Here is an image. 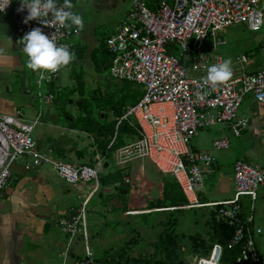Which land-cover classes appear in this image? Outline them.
Listing matches in <instances>:
<instances>
[{
	"label": "built area",
	"instance_id": "built-area-1",
	"mask_svg": "<svg viewBox=\"0 0 264 264\" xmlns=\"http://www.w3.org/2000/svg\"><path fill=\"white\" fill-rule=\"evenodd\" d=\"M20 3L13 2L4 12L10 13L18 32L26 34L41 27L51 38L55 32L57 44H66L73 52L75 31L59 26L46 27L38 20L25 24L27 9L18 12ZM132 0L131 9L121 20L116 31L106 37L105 45L111 54L109 74L117 82H131L142 86L139 101L127 106L114 119V136L108 148L116 143L118 129L127 122L136 131L132 144L117 148V165L131 160H147L163 178L174 181L182 193L183 210L209 209L215 218L234 229L226 246L214 242L205 253L186 252L180 260L184 264H264L259 254L258 237L252 216L244 217V198L254 202L264 188V163L251 164L238 159L233 164V194L229 199L207 202L200 196L205 182L214 172L213 156L206 151L194 150L191 140L200 129L215 125L228 128L229 135L239 137L248 128L249 120L237 116L242 101L251 95L264 105V67L255 72L235 73L224 84L204 89L207 95L197 98L207 69L224 61L219 53L205 52L203 43L209 41L217 50L226 43L225 34L231 27L244 25L249 31L264 28V8L259 0ZM58 6L63 0H57ZM51 15L48 19H51ZM264 56V37L260 44ZM245 56L236 58L244 64ZM58 73L46 74L40 81L36 74L37 96L49 105L53 93L45 92L44 84L55 82ZM36 120H25L20 112L13 115L0 113V202L14 179V167L22 164L24 170L49 166L54 174L68 185H92L88 196L79 206L58 219L60 231L71 242L80 236L85 255L80 264H96L88 248L86 207L100 184L99 162L95 165L68 163L55 156L52 148L40 150L32 137ZM230 136L221 135L212 141L215 151L230 147ZM128 183V180L125 179ZM226 247L237 248L230 262L224 261Z\"/></svg>",
	"mask_w": 264,
	"mask_h": 264
},
{
	"label": "crops",
	"instance_id": "crops-1",
	"mask_svg": "<svg viewBox=\"0 0 264 264\" xmlns=\"http://www.w3.org/2000/svg\"><path fill=\"white\" fill-rule=\"evenodd\" d=\"M12 2L13 4H17L21 0H12ZM23 36L24 34L18 32L15 28L14 19L11 14L0 13V49L3 50L0 51V113L13 115L16 112H20L23 117L25 113L22 114V110H31L35 116L33 115L31 118L23 117L25 120H36L37 124L43 123L47 125V128L51 129L45 136L36 138L35 143L40 150L52 148L56 157L68 163L95 165L99 162L98 170L101 177L112 175L117 171L120 172L126 188L122 196L120 195L122 182L109 186H102L100 183L98 190L89 199L87 205L97 196L95 202L98 212L100 204L103 205V199L106 197H113L122 201L123 206L130 205L129 201L133 200L138 207L148 206L150 208L152 202L161 198V192L164 187L163 185L160 188V182H164V180L157 169L153 166L158 173V177L154 173H151L152 170L148 171L149 173L147 169L145 171V167L149 166V164L146 165L149 162L147 160L141 161L135 159L121 166L116 163L114 151L107 154L101 153L97 148L94 132H91L90 128H88L90 126L85 124L86 114L83 113L82 108L89 105L85 102V99L79 97L78 92L76 93L78 97H70L73 90L78 91V88L80 89L85 84V74L89 71L88 69L87 71L84 70L90 66L84 59L86 57L85 46L79 42L80 45L78 44L73 50L75 59L59 71L55 82L44 84L42 87L45 92L53 93L55 96L54 102L58 103L56 92H63L64 70L69 69V76L73 80L72 88L63 97L58 107L54 110L49 109L54 104L53 102L47 105L49 106L47 108L35 109L32 105L34 98L30 97L35 95L32 90L38 91V86L36 85L35 72L26 67L28 58L21 51L23 45L18 43ZM9 38L12 42L9 41ZM261 42L258 46L259 50ZM225 45H227V40L223 46ZM259 52V57L256 55L248 57V55L242 54L235 58H230L232 61L231 67L234 69V72L236 74L241 71L255 72L263 68L264 56L261 54V50ZM221 56L223 57V55ZM241 56H245L247 61L244 64L236 63V58H240ZM223 59L229 58L225 59L223 57ZM90 60L91 57L89 55ZM78 76L81 79H78ZM32 81H34V86L30 87ZM115 83L124 84L121 90L126 89L125 83L117 81ZM85 89L87 88L85 87ZM141 95L142 90H139V95L135 97L141 98ZM244 100L239 107L237 116L249 120L248 128L241 136L233 137L229 135L227 127L220 125L219 132L212 139L213 141L216 137H220L223 134L228 135L230 136V147L226 150L228 151L233 143L238 149L231 160L230 173L223 172L216 180L221 193L225 194L226 197L210 200L204 198V201L214 202L231 198L233 194V164L238 159L248 161L249 157L252 158L257 152L256 149H259V145L264 147V105H259L252 97L246 101ZM119 101H116L115 105L120 104ZM131 103L130 99L127 101L126 106ZM110 106H112V103H110ZM116 116L114 109H112L107 122L114 121ZM246 133L251 139L248 142H243V136ZM135 140L136 134H133L131 130L128 132L124 131L119 136L120 146L118 147L121 148L132 144ZM240 143L241 146H239ZM201 151L210 153L214 158V172L211 176L213 177L219 168L218 159L213 152L215 150L202 149ZM135 161L139 163L140 178L135 177V179H132L131 174ZM21 165L19 164L14 167V179L0 202V264H80L85 255L83 239L77 236L70 242L68 236L60 231L57 221L59 218L67 215L71 208L77 206L78 200L82 202L92 188L86 187L87 184L83 186L68 185L60 180L52 169L46 165L38 168L33 167L28 170H24ZM147 177H150L151 181H148ZM125 179L128 180V183L125 182ZM130 185H133V188H130ZM106 191H113L114 194L112 196L104 194ZM136 191L139 193H136ZM143 196L145 199H142ZM244 201L245 199L242 201L243 216H252L254 225L261 228V226L255 223V217L249 211L243 209V207L245 208ZM255 201L250 202L252 211L254 210L253 204H255ZM99 217L102 219L100 215ZM86 221L87 229L91 227V231L97 235L96 231H100L101 229L95 230L94 224L88 221L87 215ZM262 234L263 229L259 237H262ZM87 243L90 250L89 240ZM91 248L93 256H95L97 246L94 245ZM107 251L104 250L102 253L106 254V257ZM261 257L263 258V256Z\"/></svg>",
	"mask_w": 264,
	"mask_h": 264
},
{
	"label": "rangeland",
	"instance_id": "rangeland-1",
	"mask_svg": "<svg viewBox=\"0 0 264 264\" xmlns=\"http://www.w3.org/2000/svg\"><path fill=\"white\" fill-rule=\"evenodd\" d=\"M131 1L132 0H72V4L74 5L72 11L80 14L85 21L84 30L77 35L74 39V43L76 46H78V44L80 45V43L85 46L86 57H84V59L88 65L90 64V66L84 69L85 71H87V69L89 70L87 74H85L86 85L83 84L80 89L78 88V91L73 90L70 97H78L76 95L78 92L80 98L89 100L85 101L89 106H85L82 109L84 114H86L85 110L87 111L88 109L90 111L91 126L95 123H92L94 119L102 120L104 122L108 121L110 111L113 109V107L110 106V103L115 104L116 101L121 99V95L118 91L123 88L124 84L115 83V81L109 76V69L107 67L101 70H96L95 67H93L92 61H89V55L91 54V51L97 48L106 37L116 31L120 21L124 19L126 13L131 9ZM259 3L260 6L264 8V0H259ZM263 37L264 28L259 32H252L244 25H237L227 30V45L214 50L212 49L211 43L206 41L203 43L202 50L205 52L219 53L223 55L225 59L235 58L242 54H246L248 57L255 55L259 57L260 50L258 46ZM69 74V69L64 70L65 78L62 84L64 87L63 92H56L58 103L54 102L49 109L54 110L58 107V104L61 103L63 97H65L66 93L72 88L73 80ZM78 79H81V77L78 76ZM33 86L34 81L30 83V87ZM85 87L87 89H85ZM138 89L142 90V86L137 85V87L134 88L132 91L134 97L139 95ZM32 91L35 95L30 98H34V100H32V105L35 109L49 107L41 103L40 98L37 96V90ZM250 97L251 95H247L244 101ZM23 113H25V116ZM22 114L24 118H31L34 115V112L31 110H22ZM102 115L104 116L103 118L101 117ZM220 128V125H215L200 129L198 134L191 140L190 147L194 150L203 149L211 151V141L213 136L219 132ZM50 130V128H47V125L38 123L32 132V137L36 140L39 136H45ZM250 139L251 138L247 133L243 136V142H248ZM239 146H241V143ZM258 147L259 149H256L257 152L254 156L252 158L249 157L248 161L249 163L251 162V164H261L264 162V147L261 145ZM237 151L238 149L234 143L228 151H213L218 159L219 168L217 173L205 182L204 190L200 195L203 201L204 198L210 200L226 197L225 194L221 193L218 186L219 184L216 183V180L223 172L230 173V163L234 157V153ZM148 164L149 166L145 167V171L146 169L147 172L152 170L151 173H154V175L158 177V173L153 165L149 162L146 165ZM138 167L139 163L135 161L133 163L131 174L132 179H135V177L140 178ZM147 178L148 181H151L150 177ZM163 185H165V183L163 181L160 182V188L163 187ZM86 187L91 189L93 186L87 184ZM130 188H133V185H130ZM110 192L106 191L104 194H110V196H112L114 192ZM136 193L139 192L136 191ZM258 194L259 196L257 197L255 204H253L254 210H251L250 201L246 198H244L245 208L243 207V209L249 211V213L255 217V223L263 229L262 237H259L258 240L260 246L259 252L264 258V188H261ZM96 197L86 207L88 221L94 224L95 230L101 229L100 231H96L97 235L95 232L91 231V227L88 229V240L92 254L93 251L91 247L94 245L97 246L95 250L96 257L94 256L98 260L96 261V264H103L105 259L108 261L111 257L121 255V250H123V253L125 254L121 260H125V258L137 261L150 260L157 237L161 232L166 231L170 224L173 226V237H175L177 244L180 245V247L184 246L187 253L194 251L201 252L203 251V247L209 246L212 242V218L208 208L195 210H179L177 208L150 209L148 206L138 207L133 200L129 201L130 205L126 204L127 206H123L122 201L114 199L113 197H106L103 199V205L100 204L99 212L101 213H99L98 208H96ZM142 199H145V197L143 196ZM78 204H81V200H78L77 206H79ZM129 211L133 213H124ZM98 214L102 219H100ZM194 244L203 245V247H195ZM104 250H108L107 257L106 254H102ZM179 254L184 257L186 253H183L181 249H179ZM154 258L164 259V255L161 256L156 254Z\"/></svg>",
	"mask_w": 264,
	"mask_h": 264
},
{
	"label": "trees",
	"instance_id": "trees-1",
	"mask_svg": "<svg viewBox=\"0 0 264 264\" xmlns=\"http://www.w3.org/2000/svg\"><path fill=\"white\" fill-rule=\"evenodd\" d=\"M146 2L152 4L151 2H153V0H146ZM105 39L102 41L101 44H99L97 48L93 49L90 54L93 67H95L96 70H101L104 69L105 67L109 69L111 54L108 52L106 48ZM123 83L126 84L125 86L126 89L119 91L121 95L119 106L112 104V107L115 111V114H117V116H119L127 106L136 104L140 99L134 97V95L131 94V91H133L134 88L137 87L136 84H133L131 82H123ZM130 99L132 103L126 106L127 101H129ZM85 113H86L85 124L90 126L88 128H90L91 132H94L97 148L103 154L113 152L117 148H119L118 147L120 146L119 136L124 131L128 132L131 130L133 134H136L134 127L130 126L127 122H123L118 129L115 145L112 146L111 148H108V145L114 136L115 122L114 121L104 122L102 120H98V119L95 120L93 118L94 120L92 121V123L94 122L95 123L92 124L91 126L90 111L87 109V111L85 110ZM101 117L103 118L104 116L102 115ZM99 180L102 186H109V185H113L114 183L122 182L121 190H120L121 196L124 190L126 189L125 183L123 182L119 171L106 177L100 176ZM163 180L165 185L161 192V198L152 202L150 208H157V209L177 208L179 210H183L180 209L179 207L184 205L185 199L182 193L180 192L178 185L170 179L163 178ZM209 212L212 218V227H211L212 242L209 244V246L206 247H203V245L194 244L195 247L198 246L203 247V251L201 252L194 251L195 253L205 254L214 242H218L226 246L233 235L234 229L232 227L228 226L226 223L222 221L217 220L215 218V213L213 211H209ZM179 248L180 245L177 244L175 237H173V226L172 224H170L167 227L166 231L161 232L157 237V241L153 247L154 250L152 252L153 254H151L152 257H150V260L137 261L128 258H125V260H121V258L125 256V254L123 253L124 251L121 250L120 252L121 255H118L116 257H111L108 261L107 259H105L103 264H184L179 259L180 258ZM156 254H159L161 256L164 255V259L154 258ZM236 254H237V248L229 249L226 247V254L224 256V261L230 262ZM95 261H98L97 258H95Z\"/></svg>",
	"mask_w": 264,
	"mask_h": 264
},
{
	"label": "clouds",
	"instance_id": "clouds-1",
	"mask_svg": "<svg viewBox=\"0 0 264 264\" xmlns=\"http://www.w3.org/2000/svg\"><path fill=\"white\" fill-rule=\"evenodd\" d=\"M11 3L12 0H0V12H4ZM73 7L72 0H63L62 6H58L57 0H21L17 11L24 12L27 9L28 14L23 21L25 24L38 20L46 27L59 26L69 31L74 30L76 35H79L84 30L85 21L80 14L72 11ZM50 15L52 18L48 19ZM9 41L12 42L10 38ZM18 43L23 45L21 51L28 58L26 67L37 72L40 81L47 78L46 74L57 73L75 59V53L71 52L66 44H57L55 32L50 38L44 34L41 27L31 29ZM231 65L230 58L211 65L207 69V75L202 79L201 91L196 93L197 98L204 99L207 95L204 89L227 83L233 76ZM261 231L260 227L256 228L257 234Z\"/></svg>",
	"mask_w": 264,
	"mask_h": 264
}]
</instances>
